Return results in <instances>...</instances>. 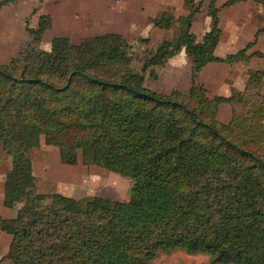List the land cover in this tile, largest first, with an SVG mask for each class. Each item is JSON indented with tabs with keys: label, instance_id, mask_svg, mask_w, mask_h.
Returning a JSON list of instances; mask_svg holds the SVG:
<instances>
[{
	"label": "trees",
	"instance_id": "obj_1",
	"mask_svg": "<svg viewBox=\"0 0 264 264\" xmlns=\"http://www.w3.org/2000/svg\"><path fill=\"white\" fill-rule=\"evenodd\" d=\"M251 1L264 11V0ZM202 4L183 0L185 14L167 8L148 18L160 29L175 25L178 34L157 45L141 72L132 68L126 37L108 31L77 43L56 36L47 50L20 48L0 63V146L11 157L3 205L21 203L15 216L0 218V231L12 236L3 259L151 264L162 253L183 251L205 255L208 264H264V70L251 71L244 88L228 96L211 97L193 81L209 62L254 55L246 52L264 23L244 48L218 57L215 0L201 41L192 31ZM50 27L49 19L26 27L34 46ZM182 50L193 73L186 92L144 86L147 70L156 77L153 67ZM223 103L231 109L226 123L217 117ZM41 136L64 164L79 161L132 178L129 198L37 192L26 199L38 182L31 152Z\"/></svg>",
	"mask_w": 264,
	"mask_h": 264
},
{
	"label": "rangeland",
	"instance_id": "obj_2",
	"mask_svg": "<svg viewBox=\"0 0 264 264\" xmlns=\"http://www.w3.org/2000/svg\"><path fill=\"white\" fill-rule=\"evenodd\" d=\"M29 3L31 10L25 17L24 9H20V14L12 18H8L11 23L8 25L5 22L0 21V36L7 41V45L0 44V63L6 64L11 57H14L15 52L19 48L30 47V53L35 54L38 48L49 49L48 46H40L41 41L45 44L52 37L57 35L69 36L72 42H79L83 37L95 35L104 31L123 32L126 34V39L130 42L131 47L128 52V56L131 59L132 68L141 72L143 62L149 58L156 50L157 45L162 40H174L177 37V27L173 25L171 29H159L153 27L149 23L148 27H142L143 22H125L126 19H120L119 12L123 10L122 6L130 3V0H24ZM116 1L120 10H115L111 13L114 15L110 19L101 20L98 16L103 11V5L106 3L111 4ZM142 0H138L139 4ZM200 1V0H196ZM204 3L201 7V12L197 16L198 23L194 25V32L199 37V26L203 20L209 17L207 13V3L209 0H203ZM221 0H218V2ZM225 1V0H224ZM20 0H14L13 2L5 5H0V16L5 11H12L21 4ZM53 9L59 16L55 17L52 22L53 26L48 29L39 44L33 45L32 37L26 31V27L35 28L38 24L44 20L45 13ZM125 10V8H124ZM174 10V9H173ZM112 11V10H111ZM126 11V10H125ZM149 10H146V13ZM53 13V11H52ZM128 13V12H126ZM60 14H63L60 15ZM25 17L24 28L20 30L22 33L19 38L14 39L16 36L14 32H18L16 29L17 20H23ZM15 20V21H13ZM206 21V20H205ZM124 23L128 24L127 26ZM132 29H131V28ZM152 27L153 30L150 28ZM131 30H130V29ZM193 31V30H192ZM250 31V30H249ZM246 31L238 40L241 43L252 39V31ZM26 32V34H23ZM12 38V39H11ZM147 38L148 41H142ZM201 41V40H199ZM50 45V44H49ZM242 45V44H241ZM46 47V48H45ZM48 47V48H47ZM242 46H237L235 50H239ZM18 48V49H17ZM232 52V51H230ZM173 57V56H172ZM171 58V57H170ZM259 59L246 60L244 65L249 71L254 70L256 63ZM190 62V61H189ZM185 64V63H184ZM179 68V67H178ZM176 65L167 60L162 66H154L153 71L157 73L156 77L150 75L149 70L145 72L144 86L157 92L169 94L173 89H177L186 92L192 85V65L191 62L184 65L182 70H177ZM197 85H201L198 76H195L193 80ZM227 109L230 113L227 104L220 105V111ZM218 118L223 120L220 112ZM32 167L33 173L38 177L36 187L28 189L25 198L32 197L37 192L49 193L60 192L67 196L75 198H82L87 196H101L109 198L111 200L126 201L129 198L132 178L108 171L104 168L90 165H82L79 161L74 165H67L61 162L59 153L56 147L46 145L44 143L43 136L40 137V145L32 151ZM11 171V157L9 153L2 149L0 146V178H5ZM21 203H17L13 210L17 212ZM4 210L6 209L5 207ZM8 210V209H6ZM15 215V214H14ZM7 251V248H5ZM5 264H11L9 260H6ZM151 264H208V259L205 255L196 254L190 255L183 251H173L170 253H162L157 256Z\"/></svg>",
	"mask_w": 264,
	"mask_h": 264
},
{
	"label": "crops",
	"instance_id": "obj_3",
	"mask_svg": "<svg viewBox=\"0 0 264 264\" xmlns=\"http://www.w3.org/2000/svg\"><path fill=\"white\" fill-rule=\"evenodd\" d=\"M130 1L131 2L126 4V6L124 5L122 6L120 1L117 2L118 4L121 5V7H123V10L119 12L121 13L119 14L121 15L120 19L122 18L126 19L125 21L126 23L129 21L130 22L131 21L132 22H136V21L143 22L141 26L142 27L147 26L148 29H149L148 18L154 16L160 10H164L167 8H171L172 10L174 9L173 12L176 16L183 15L186 13L183 7V0H142L139 4H137L138 0H130ZM230 1L232 0H225V1L221 0L219 2L218 0H215V4L217 7L220 8V10L218 12V20H219L218 32L212 42V48H213V54L218 57H225L227 54L237 52L238 50L233 51L234 49L237 48V46H242L241 48H244L249 42H252L254 40L256 31L264 23V11L260 4L254 1H251V0H241V1H236L232 3L231 5L223 6V4L228 3ZM19 4H21V6L19 5L18 8L13 9L12 11L3 12L0 16V21L5 22L6 24L9 25L11 21H9L8 18L18 16L20 14V9L22 8L25 11L24 15L26 17L30 13L29 11L31 10L29 6L30 4L24 0H20ZM115 4H116V1L112 2L110 5L109 4L106 5L105 3L103 5V11L98 16V18L101 20L110 19L111 16L114 15L111 12L121 9V7H118ZM206 5L208 6V3ZM124 8L126 11L124 10ZM147 9L149 10L148 11L149 13H146ZM60 15L63 16V14H60ZM54 16L58 17L59 15L56 12H54L53 9H51L50 11L48 10L44 16L45 19H49L51 21V27L54 24V22H52V20H54ZM25 17L23 20L16 19L17 20L16 29L18 32H14V34L16 35L14 39L19 38V36L22 34L20 30L24 28L23 25H24ZM197 19L192 24L193 32H194L195 23L196 24L198 23ZM126 23H124V25L127 26L128 24ZM210 23H211L210 17L205 18L202 24L199 26L200 36L198 37L197 33L194 32L196 35L197 41L201 40L203 34L209 30ZM150 29L153 30L152 27ZM246 31H249V32L252 31L251 34L253 38L248 39V41H244V43H241V41L239 42L238 39L242 35H244ZM104 32H107V31H104ZM108 32H114V31H108ZM116 33L122 34V32L120 31ZM23 34H26V37L28 36L26 32H23ZM122 35L126 37L125 36L126 34L124 32ZM57 36H64V35H57ZM51 39L47 41L45 44L41 41L40 46L49 47ZM2 41L4 42L2 43ZM7 41H8L7 39L4 40L0 36V44L2 43L3 45H7ZM73 43H77V42H73ZM18 51H16L15 54H17ZM246 53L254 54V55H252L250 58H247V59H236L231 64L224 63V62H216V61L209 62L199 70V72L197 73V76L200 79L201 84L207 89L209 96L211 97L214 95L228 96L232 90H236V91L242 90L245 86V81L247 79V76L251 72V71L248 72V70L246 69L244 65L246 60L252 61L255 59H259L260 61L256 63L255 65L256 67H254L255 68L254 70L256 69L264 70V57H261L256 54V53H261L264 56V32L257 36L256 43L252 45L247 50ZM168 60H170V62L173 63L174 65H176V68L179 67L177 70H182L184 65H187L188 63V66H189V63H190L189 59L187 58L183 50L180 51L178 54L174 55L173 57L169 58ZM260 87H261V92L264 94V77H263ZM223 104H226V103H223ZM228 107H229L230 113L227 112L226 108L220 111V106L218 110V113L220 112L221 116L224 118L223 120H220L219 118L218 119L225 123L228 122L231 117V109L229 105ZM217 117H218V114H217ZM31 159H32V152H31ZM4 187H5V178H0V218H11L15 216L14 214L16 213H14V210H13L14 207L9 208L3 205ZM2 207H5L8 210L6 209L4 210V208ZM11 238L12 236L9 233L5 231H0V264L6 263L7 259H3V256L7 252L5 251V248L8 249V246L11 242Z\"/></svg>",
	"mask_w": 264,
	"mask_h": 264
}]
</instances>
